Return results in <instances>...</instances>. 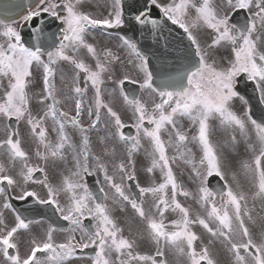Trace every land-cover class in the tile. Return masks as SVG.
Instances as JSON below:
<instances>
[{
    "label": "snow or ice",
    "instance_id": "obj_1",
    "mask_svg": "<svg viewBox=\"0 0 264 264\" xmlns=\"http://www.w3.org/2000/svg\"><path fill=\"white\" fill-rule=\"evenodd\" d=\"M154 9L158 18L152 16ZM241 11L247 17L237 24L234 15ZM104 12L99 16L85 10V0H34L19 20L0 19V120L5 121L0 155L6 157V163H0V207L15 212L11 199L30 198L66 222L49 223L42 233H34L31 226L41 220L15 212L10 226L0 211V264H74L85 259L90 264H170L169 253L182 258L177 264H218L210 251L217 242L230 254L227 264H264V116L253 118L251 108L242 115L233 110L236 99L249 103L237 90L240 77L252 84L264 105V0H146L130 21L125 19L124 0H105ZM192 12L195 18L189 21ZM45 16L59 22V35L47 33ZM161 18L185 34L188 50L183 56L158 49L154 64L135 42L120 36L128 51L125 60L111 49L98 51L87 40L97 30L110 34L108 30L126 23L152 34L162 31ZM24 27H29L27 40ZM196 29L202 30L199 36ZM82 50L95 60L94 67L86 63ZM221 51L226 59L219 56ZM117 63L131 64L136 78L125 74L114 79ZM58 74L62 84L68 81L65 100L74 102V115L58 107L63 91L57 87ZM37 80L38 92L33 90ZM106 80L116 87L105 89ZM126 84L147 92L151 103L130 94ZM90 89L93 103L86 98ZM106 91L122 97L131 123L104 101ZM185 120L192 126L187 131ZM22 122L36 145L35 162L23 147ZM129 127L134 135L125 133ZM221 130L226 139L214 140ZM93 135L102 155L93 150ZM145 139L150 161L146 172L159 171L161 179L146 187L138 180L135 158ZM242 142H247L250 155L237 167L238 157L230 152ZM117 145L124 147L118 162ZM103 156L113 157L112 174ZM178 161L190 170L195 191L174 171ZM69 162L71 167L57 171ZM52 174L59 175V183L51 182ZM100 176L96 194L85 178ZM213 177L223 182L218 190L210 185ZM36 185L40 188L30 187ZM12 191L17 195L12 197ZM148 196L152 203L146 208ZM179 196L194 200L202 214L193 218ZM114 206L121 212L130 206L133 215L121 224L113 215ZM168 213L176 218L168 222ZM194 225L208 234L207 244ZM57 233L65 234L62 241ZM142 245L144 252L139 250ZM87 249L93 254L85 256Z\"/></svg>",
    "mask_w": 264,
    "mask_h": 264
},
{
    "label": "rangeland",
    "instance_id": "obj_2",
    "mask_svg": "<svg viewBox=\"0 0 264 264\" xmlns=\"http://www.w3.org/2000/svg\"><path fill=\"white\" fill-rule=\"evenodd\" d=\"M112 50L114 51L115 50V48H112ZM87 63V62H86ZM94 67V66H93ZM113 74H114V76H116V77H118V72L117 73H115V71L113 70ZM37 77H39V73H37ZM116 77H114V79L116 78ZM57 86H58V88H59V85L57 84ZM40 87H41V82L39 81V80H37V82L36 83H34V86H33V90L34 91H40ZM105 89H113V88H115L116 87V83H110V84H108L107 83V81H106V83H105V85L103 86ZM104 95H107L106 93L104 94ZM142 95H143V97L141 98L142 99V101L145 99V98H149L150 96L147 94V92H142ZM58 99H60L61 100V104L59 105V107L61 108V109H63V110H68L69 112H70V114H71V111H70V103H68V100L66 101L65 100V94L64 93H62L61 95L58 93V97H57ZM90 98H92V96H90ZM104 99V101L106 102V103H111L112 104V106L115 108V109H118L117 108V106H120L121 107V105L119 104V105H117V103L115 102V100L111 97V98H103ZM93 102V99L91 100L90 99V102L89 103H92ZM33 105L35 106V100H33ZM67 107H69V109L67 108ZM241 109V112H244V109H242V108H240ZM121 111V110H120ZM124 115H123V119H124V121L126 122V123H131V120L129 119V117L131 116V111L130 110H128L127 109V106H126V110H125V112H123V111H121ZM127 112V113H126ZM185 121H187V120H185ZM47 124H48V127H49V130H51V127H52V123H51V121L49 120V121H47ZM184 130H186V129H184ZM20 131H21V133H22V140H23V147L26 149V150H28L29 151V154L32 156V158H33V162H35V156H34V153H35V150H36V145H35V143H34V140H33V138L30 136V131H29V128H28V126L26 125V124H24L23 122H22V124H21V129H20ZM0 139H3L4 138V135H5V131H4V129H3V127H2V125H0ZM70 134H71V132H70ZM50 135L54 138L55 137V133H52L51 131H50ZM95 135H93L92 136V146H93V150H94V152L96 153V154H98V155H102V145H100L99 144V142L97 141V138H96V136H95V140L93 141V137H94ZM165 138H167L166 136H165ZM76 139H78V137H74V140H73V142L75 143V141H76ZM221 139H226V136H225V134L223 133V131L221 130V131H218L217 133H216V135H215V137H214V140H221ZM143 142H145L146 143V145L149 147V143H148V141L145 139V140H142ZM191 147H193V150H194V152L196 151V148H195V146L194 145H190ZM247 147H248V145H247V142H242V143H240L239 145H238V147H237V149L235 150V151H231L230 152V155L231 156H236V157H238V160H237V167H239V163H240V161H243V160H247V158H248V156L250 155V153H248L247 151H246V149H247ZM123 149H124V147H123ZM123 153H124V150H123ZM0 157H1V163H6V157H4V156H1L0 155ZM106 157L107 156H103V159L106 161ZM19 165H17L16 166V172H18L19 171ZM187 171H190V170H188L187 169ZM139 174H140V171H139ZM52 175H55V174H52ZM179 177V176H178ZM186 175L184 176V178L183 179H185L186 180ZM141 178V177H140ZM181 177H179V179H180ZM17 179H21L18 175H17ZM100 179H101V181H102V176H100ZM150 182L151 183H153V184H155L156 183V178H154V177H150ZM159 180H161V179H159ZM181 180V179H180ZM182 181V180H181ZM16 192V191H15ZM44 193L43 192H41V195H43ZM2 202H3V200L2 199H0V205H2ZM2 209V207H0V210ZM3 211H4V216H6V214H7V210H4L3 209ZM5 223H6V219H5ZM257 231L259 230L258 228L256 229ZM216 248H217V250L220 252L219 254L221 255L222 254V251H223V255L225 256V258L226 257H228V256H230V254L229 253H227V250L226 249H224L223 248V246L222 245H220V247L219 246H215ZM222 249V250H221ZM143 251H145L144 250V248H143ZM217 261H218V258H215ZM218 264H222V263H220V260L218 261Z\"/></svg>",
    "mask_w": 264,
    "mask_h": 264
},
{
    "label": "flooded vegetation",
    "instance_id": "obj_3",
    "mask_svg": "<svg viewBox=\"0 0 264 264\" xmlns=\"http://www.w3.org/2000/svg\"><path fill=\"white\" fill-rule=\"evenodd\" d=\"M162 2H164V3H167L168 2V0H162ZM243 12V11H242ZM247 16V15H246ZM195 17H194V12H192V13H190V15H189V17H188V19H189V21H191L192 19H194ZM242 24H243V22L244 21H240ZM176 28H178L177 26H175ZM179 29V28H178ZM179 30H181V29H179ZM182 31V30H181ZM202 30H199V29H196V30H194V32L199 36L200 35V32H201ZM183 36H184V38H185V35L183 34ZM120 37H118V39H116V40H114V41H112L114 44H111L112 42H109L108 43V45L107 46H105L104 45V43L103 42H100V44H99V49H98V51H101V50H104V49H111L112 50V48H115V50L113 51L115 54H117V55H119L122 59H127V57H126V55H125V52H124V47L122 46V42H120V39H119ZM219 56H223L225 59L227 58V54L226 53H224L223 51H221L220 53H219ZM0 125H2V126H4L5 125V121H2V120H0ZM6 161V160H5ZM109 172H110V174H112V171L111 170H109ZM187 189H191V188H189V187H186ZM191 191V190H190ZM10 194H12L13 195V191L10 193ZM1 199L3 200L4 198L3 197H1ZM184 199L186 200L187 198H185L184 197ZM61 200H62V202H63V200H64V197H63V195H61ZM152 203V198H151V196H148V197H145V207L147 208L150 204ZM184 206H186V207H188L189 208V210L191 211V209H192V204H191V202H189V201H185V202H181ZM109 204H111V201H109ZM0 211H3V209H1ZM4 212V211H3ZM131 214L133 215V211L131 210V208H127V210H126V212H121L120 211V209H119V207L118 206H114V208H113V215H114V217L115 218H117L118 219V221H120L121 222V224H123V222H124V219L126 218V217H131ZM191 214V213H190ZM167 216H168V222H170L172 219H175L176 218V215L175 214H172V213H168V214H166ZM14 216H15V212H13L11 209H9V210H7V214H6V216H4V220L6 219V224H8V225H12V221L14 220ZM43 223L42 224H40V225H32L31 227H32V229H33V232L35 233V232H43L46 228H47V226H48V222L45 220V219H40ZM125 233H127V230H126V232ZM64 236H65V234H63V233H57L56 234V238L58 239V241H62L63 239H64ZM78 238H79V234H78ZM23 247L21 248V251L23 252ZM91 251H92V253H91V255L93 254V250L92 249H90ZM89 254H85V256H88ZM74 264H90V261H87L86 259L85 260H81V261H77V262H74Z\"/></svg>",
    "mask_w": 264,
    "mask_h": 264
},
{
    "label": "water",
    "instance_id": "obj_4",
    "mask_svg": "<svg viewBox=\"0 0 264 264\" xmlns=\"http://www.w3.org/2000/svg\"><path fill=\"white\" fill-rule=\"evenodd\" d=\"M34 0H0V18L11 19L23 13ZM127 134H129L127 132ZM97 190V187L94 188Z\"/></svg>",
    "mask_w": 264,
    "mask_h": 264
}]
</instances>
